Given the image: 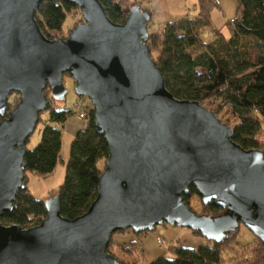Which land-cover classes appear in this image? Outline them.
Segmentation results:
<instances>
[{"label": "water", "instance_id": "water-1", "mask_svg": "<svg viewBox=\"0 0 264 264\" xmlns=\"http://www.w3.org/2000/svg\"><path fill=\"white\" fill-rule=\"evenodd\" d=\"M41 0H0V217L24 188L25 144L51 99L63 101V76L94 110V127L108 156L96 197L69 220L57 194L43 201L46 216L31 228L0 223V264H122L106 248L113 233L152 231L168 224L221 242L243 225L264 245V157L232 141V129L197 101L165 88L145 41L150 15L130 7L122 24L98 0H60L83 22L67 39L41 33ZM18 102L6 115L10 94ZM193 187L203 205L183 201Z\"/></svg>", "mask_w": 264, "mask_h": 264}, {"label": "trees", "instance_id": "trees-1", "mask_svg": "<svg viewBox=\"0 0 264 264\" xmlns=\"http://www.w3.org/2000/svg\"><path fill=\"white\" fill-rule=\"evenodd\" d=\"M98 1L109 20L116 24H122L130 7L139 3L137 0ZM235 1L236 12L228 23V38L213 31L212 41H201L198 32L210 26V11L216 3L214 0H197L195 18L182 16L165 22L160 32L148 33L145 44L150 56L152 51L156 53L152 60L162 74L166 90L178 100L197 101L201 106L211 104L219 96L226 100L222 104L230 110L226 120L233 131L232 141L245 150H251L259 147L256 135L260 121L264 119V0ZM72 8L60 0L40 1L34 18L46 38L50 33L61 30ZM144 11L150 15L149 11ZM238 54L248 60H238ZM8 112L6 108V115ZM70 115V110L57 111L51 107L48 120L62 124ZM85 119L84 128L75 133L70 144L63 183L56 193L59 196L60 214L69 220L86 212L95 199L99 177L104 169V166L100 169L98 164L101 161L105 163L108 156L103 135L98 134L94 127L93 107ZM60 138L58 129L45 125L39 143L25 152L26 171L39 177L50 174L59 159ZM25 178L24 188L15 195L12 210L0 217L2 225H18L28 229L38 225L46 216L43 201L30 195ZM196 194L194 188L189 187L188 194L183 196L184 203L187 205L189 196ZM201 206L205 215L222 213V209L213 203H201ZM232 237L230 235L221 242L209 241V245L197 248L172 247V258L158 257L149 264H221L222 248ZM255 242L256 246H253ZM110 243L111 238L106 251L120 263L128 264L110 253ZM132 245L134 243H129V246ZM253 245L243 247L245 252L251 250V255L246 257L248 262L243 264H264V245L256 238Z\"/></svg>", "mask_w": 264, "mask_h": 264}, {"label": "rangeland", "instance_id": "rangeland-1", "mask_svg": "<svg viewBox=\"0 0 264 264\" xmlns=\"http://www.w3.org/2000/svg\"><path fill=\"white\" fill-rule=\"evenodd\" d=\"M142 11L147 7L144 5V0H137ZM216 6L210 11V26L205 29H200L198 33L201 41L204 43L213 40V31H218L224 38H228L230 34L229 22L235 16L236 1L235 0H214ZM158 10L166 16L167 21H171L182 16L189 18H195L198 12L197 0H157ZM147 10V9H146ZM148 11V10H147ZM82 15L78 8L73 7L68 12V15L62 25V28L57 33H50L47 35L49 40L67 39L75 26L82 23ZM150 25V20L147 22ZM199 24V23H198ZM198 26V25H196ZM202 26V23H200ZM161 28L158 29V32ZM43 36V31H41ZM149 33V32H148ZM46 38V37H45ZM237 55V53H236ZM156 53L151 52V58H155ZM240 54H238V60H240ZM247 61V57L241 58ZM244 65V64H240ZM241 66V67H242ZM239 67V68H241ZM63 85L66 88V96L63 101H54L51 99L50 91L45 90L44 94L47 99L50 100V104L55 110H70L71 115L62 124L51 123L48 120V112L40 114L39 122L34 132L28 138L25 149L32 150L40 141L41 131L45 125H49L55 129H58L61 134V145L59 152L58 162L53 171L44 176L39 177L34 173L25 171V186L32 197L37 200L45 201L47 198L55 195L58 188L63 183L65 164L68 160L69 147L77 131L84 128L86 119L78 118L79 113L87 115L88 111L92 107L89 100L84 96H77L73 92V82L71 77L63 76ZM226 102L220 96L216 101H212L209 105H204L208 110L212 112L218 118L221 123L230 128V123L226 120L229 108L222 104ZM18 102V95L15 93L10 94L7 100V108L10 110ZM232 123V122H231ZM258 150H260L264 157V119L260 121V126L257 131ZM105 163L99 162L98 167L101 169ZM187 206L200 215L205 213V210L201 206L200 197L196 195H190ZM255 237L247 230L243 225H239L237 231L233 234L222 248V262L221 264H243L246 263V257L250 254L242 249L246 245H253ZM157 241H161L159 244ZM134 245L129 246V243ZM209 245V241L194 234L190 229L184 227H178L176 225L171 226L168 224L157 225L152 231L133 233L127 229L118 233H113L111 236V243L109 251L119 259L125 261L128 264H149L151 261L158 257L172 258L170 249L172 247H185V248H197L199 246ZM256 246V242L255 245ZM259 252L260 249H259ZM258 252V253H259ZM111 255V254H110ZM248 262V261H247Z\"/></svg>", "mask_w": 264, "mask_h": 264}, {"label": "crops", "instance_id": "crops-1", "mask_svg": "<svg viewBox=\"0 0 264 264\" xmlns=\"http://www.w3.org/2000/svg\"><path fill=\"white\" fill-rule=\"evenodd\" d=\"M147 7V9L150 12V25L147 24V31H156L158 32V29L163 27L165 22H168L166 20V16L161 13V11L158 10L157 0H144Z\"/></svg>", "mask_w": 264, "mask_h": 264}, {"label": "built area", "instance_id": "built-area-1", "mask_svg": "<svg viewBox=\"0 0 264 264\" xmlns=\"http://www.w3.org/2000/svg\"><path fill=\"white\" fill-rule=\"evenodd\" d=\"M78 118H80V119H85V114L84 113H79L78 114ZM159 244H161V241H157Z\"/></svg>", "mask_w": 264, "mask_h": 264}, {"label": "flooded vegetation", "instance_id": "flooded-vegetation-1", "mask_svg": "<svg viewBox=\"0 0 264 264\" xmlns=\"http://www.w3.org/2000/svg\"><path fill=\"white\" fill-rule=\"evenodd\" d=\"M12 108H13V107H12ZM12 108H11V109H12ZM11 109H10V110H11ZM10 110H9V112H10ZM9 112H8V113H9ZM6 114H7V113H6ZM6 116H7V115H6Z\"/></svg>", "mask_w": 264, "mask_h": 264}]
</instances>
